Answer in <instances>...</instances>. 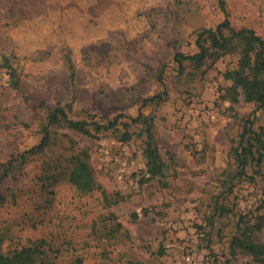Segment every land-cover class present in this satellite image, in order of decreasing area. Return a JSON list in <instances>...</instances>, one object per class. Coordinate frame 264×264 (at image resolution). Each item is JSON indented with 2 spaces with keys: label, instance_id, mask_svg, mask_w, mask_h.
<instances>
[{
  "label": "rangeland",
  "instance_id": "obj_1",
  "mask_svg": "<svg viewBox=\"0 0 264 264\" xmlns=\"http://www.w3.org/2000/svg\"><path fill=\"white\" fill-rule=\"evenodd\" d=\"M224 2L234 29L264 38V0ZM222 20L217 0H0V50L20 71L14 89L0 69V165L12 161L0 180L4 249L29 264H184L185 254L259 264L229 243L264 211V159L259 173L249 165L234 178L233 154L245 121L264 129V107L223 98L235 55L200 69L185 62L182 74L172 60L195 53L196 34ZM69 102L72 120L117 125L93 137L50 126V146L18 158L40 142L48 109ZM138 114L153 119L159 177L146 173L142 125L130 124ZM81 150L97 185L86 195L68 182L64 158ZM254 239L264 242V227Z\"/></svg>",
  "mask_w": 264,
  "mask_h": 264
},
{
  "label": "trees",
  "instance_id": "obj_2",
  "mask_svg": "<svg viewBox=\"0 0 264 264\" xmlns=\"http://www.w3.org/2000/svg\"><path fill=\"white\" fill-rule=\"evenodd\" d=\"M223 13V20L217 24L216 28H205L196 34L195 53L185 55L182 52L174 51L172 55L173 62L177 65L178 74H182L185 69V62H188L195 69H200L206 64H212L224 55H235L237 57L235 67L231 70H225L223 78L230 82L227 85L223 98L231 103L239 101V95L242 94L243 100L247 103H255L259 107H264V38L257 35L252 29L241 28L234 29L229 22L228 13L225 8L224 0H217ZM65 62L68 68L69 80H74V68L67 55ZM18 59L13 54L0 50V69L7 75V83L14 89H19V65ZM161 80V77H159ZM161 82V81H160ZM165 91L158 96H154L150 101L157 104L161 101ZM72 103L65 105H55L47 111V124L43 128V136L40 142L30 149L21 153L18 158L26 160L28 156L39 154L48 148L51 144L50 126H63L68 129L80 132L89 137L95 136L93 132L115 128L117 119L101 124L96 121L72 120L68 117L71 111ZM130 124H141L142 133L145 135L144 157L146 160V173L151 177H159L164 174V165L159 155L157 146L153 137V119L149 115L138 114L131 118ZM127 128L128 124H122ZM258 132L251 128L250 122L245 121L238 147L233 148L234 163L236 165V174L234 178L246 175V168L253 165L254 172L259 173V168L264 159V129L260 128ZM125 136V135H124ZM126 133L124 139H128ZM67 179L75 189L81 194H89L97 188L94 171L89 163V155L86 151L73 152L66 157ZM12 161L0 165V180L5 177L10 169ZM61 169L62 163L55 165ZM3 198L0 195V200ZM118 202V199H117ZM220 211V208L218 209ZM255 222H244L238 227V234H235L229 243L230 254L234 255L236 251H244L251 255L254 262L264 264V242H257L254 239L255 232H259L264 227V211L255 215ZM122 228L117 223L118 233ZM108 236V239H114L115 234ZM5 228L0 227V264H29L25 259L19 258L17 250L6 248L4 245L8 240ZM40 247L46 246L44 241L37 242ZM81 259L75 260L76 264H81ZM48 264V263H46ZM213 264H231L229 260L222 263Z\"/></svg>",
  "mask_w": 264,
  "mask_h": 264
},
{
  "label": "built area",
  "instance_id": "obj_3",
  "mask_svg": "<svg viewBox=\"0 0 264 264\" xmlns=\"http://www.w3.org/2000/svg\"><path fill=\"white\" fill-rule=\"evenodd\" d=\"M115 176L117 180L122 181L124 177V170L121 169L118 173L115 174ZM183 259L184 264H201V258H195L193 255L185 254Z\"/></svg>",
  "mask_w": 264,
  "mask_h": 264
}]
</instances>
